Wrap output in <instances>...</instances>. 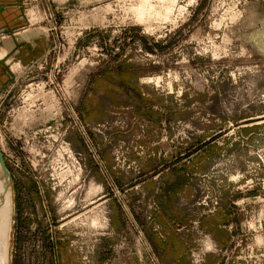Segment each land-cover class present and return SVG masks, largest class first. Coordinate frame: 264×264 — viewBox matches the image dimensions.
<instances>
[{"label":"rangeland","instance_id":"1","mask_svg":"<svg viewBox=\"0 0 264 264\" xmlns=\"http://www.w3.org/2000/svg\"><path fill=\"white\" fill-rule=\"evenodd\" d=\"M37 2L0 32L43 36L0 46L8 264H264V0Z\"/></svg>","mask_w":264,"mask_h":264},{"label":"crops","instance_id":"2","mask_svg":"<svg viewBox=\"0 0 264 264\" xmlns=\"http://www.w3.org/2000/svg\"><path fill=\"white\" fill-rule=\"evenodd\" d=\"M35 1H38L36 7L37 6L43 7L44 5L48 4L50 0H35ZM24 2L25 0H0V32L11 34L10 32H13L16 29H19L27 24L26 21H28V15L26 13L27 11H26ZM51 7L56 9V7L54 6H51ZM29 25L31 26L30 23ZM31 27H23L22 30L26 28H31ZM14 35L15 34H12L13 36L12 40L11 39L6 40L0 44V46H3L7 50L6 55L9 54L10 51H12L15 45H17L16 52L23 51L25 53H31L32 51H35V49H38V48L40 49V46L42 45L41 41H42L43 36L35 39L34 44H32L30 42H26L23 40L18 41ZM43 47H44V44H43ZM1 60L3 59L0 58V64L2 63ZM136 99H135V102H136ZM137 103H140L141 105L146 104V103L143 104V102H139V101ZM137 103L135 104L133 102L132 105H134V109L139 114V116H143V114H141L142 113L141 110L143 109V106H140L141 108H139L138 107L139 105H137ZM161 224H163L162 227L165 230V234H166V239L164 240L165 243L163 244H167V245L170 244V240H177L179 242L178 236L174 234L173 232L169 231V229L166 227L167 223L165 224L161 223Z\"/></svg>","mask_w":264,"mask_h":264},{"label":"bare ground","instance_id":"3","mask_svg":"<svg viewBox=\"0 0 264 264\" xmlns=\"http://www.w3.org/2000/svg\"><path fill=\"white\" fill-rule=\"evenodd\" d=\"M12 219V196L9 179L0 170V264H8V241Z\"/></svg>","mask_w":264,"mask_h":264},{"label":"water","instance_id":"4","mask_svg":"<svg viewBox=\"0 0 264 264\" xmlns=\"http://www.w3.org/2000/svg\"><path fill=\"white\" fill-rule=\"evenodd\" d=\"M0 170L3 173V177L6 178V179L7 178L9 179V174H8V172L6 170L1 150H0Z\"/></svg>","mask_w":264,"mask_h":264},{"label":"trees","instance_id":"5","mask_svg":"<svg viewBox=\"0 0 264 264\" xmlns=\"http://www.w3.org/2000/svg\"><path fill=\"white\" fill-rule=\"evenodd\" d=\"M48 240H49V239H48ZM53 244H54V243H51V242L44 243V244H43V249L45 250V248H47V250H49V252H50V251H53V249H52ZM55 245H58V246L60 245V246H61L62 244H61V242H55ZM43 253H44V251H43ZM44 255H45V253H44ZM51 263H52V262H51Z\"/></svg>","mask_w":264,"mask_h":264}]
</instances>
